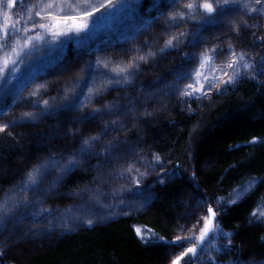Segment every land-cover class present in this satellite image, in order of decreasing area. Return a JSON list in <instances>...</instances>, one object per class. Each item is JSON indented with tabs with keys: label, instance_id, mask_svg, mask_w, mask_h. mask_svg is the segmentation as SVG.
<instances>
[{
	"label": "trees",
	"instance_id": "obj_1",
	"mask_svg": "<svg viewBox=\"0 0 264 264\" xmlns=\"http://www.w3.org/2000/svg\"><path fill=\"white\" fill-rule=\"evenodd\" d=\"M185 2L187 0H180L181 4ZM249 2L261 7L255 0ZM149 6L150 0H144L140 12L144 13ZM155 15V12L151 14ZM145 18L151 17L146 14ZM166 20L167 14L154 21L147 30L135 33L134 38L131 29L123 34L101 32L89 46L93 50L91 56L75 47V38L66 41L63 60L54 55L32 65V78L37 83H44L46 77L47 91L41 90L39 97H30L35 85L28 83L16 104L12 105L9 97L6 103L11 105L10 111L0 115V124H9L4 132H0V199L20 183L24 173L37 161L51 153L71 154L83 137L97 134L103 122L116 119L105 115L103 120L82 122L94 108L109 102L123 107L130 97H135V115L122 117L120 129L103 137L96 149L102 148L103 143L115 135L139 154L133 159L143 157L151 161L153 154H158L164 169L158 179L150 180L149 176L142 179L139 185L142 195L124 191L120 197L124 204L110 196L106 200L102 198V201L119 204V207H98L102 209L104 219L88 231L73 229L78 221L69 224L51 217L48 218L53 225L51 231L49 228H32L30 231V217L19 225L15 224L14 217L0 235V264H172L184 249L166 242L174 241L185 231L181 221L191 207L189 200L192 198L199 201L201 209H206L208 204L214 205L219 226L232 233L230 250L210 251L208 246L203 252L206 261L212 255L215 264H232L237 259L240 264L264 263V217L259 215L264 212V76H255V79L243 76L227 85L225 90L210 91L200 99L182 97L179 90L189 81H176L178 73L194 66L184 64L185 53L199 54L214 46L218 49L214 67L228 59L229 45L237 53H245L246 59L252 58L254 63H259L264 57V13L234 12L218 25H206L199 36H195L198 25L194 22L167 30ZM232 23L238 29H233ZM181 32L188 33L185 43L161 54L159 49L164 46V41ZM193 38L197 44L187 46ZM146 42L150 49L144 47ZM137 48L141 49L139 54L151 50L157 55L147 63H140L132 87L111 90L87 103L82 110H60L67 103L62 99L63 89L71 87L84 75L81 69L85 67V61L98 56L110 59L111 66H115L121 60L127 63ZM173 85L175 87H169ZM74 95L70 92L69 99ZM36 100H49L53 113L41 116L42 103L40 107H33L30 102ZM25 111L36 113L37 120L20 122V115ZM145 111L151 115H145ZM13 120L17 123L12 124ZM124 163L119 161L120 165ZM98 165H103V157L88 158L65 178L59 190L46 200L45 206L62 210L82 202L90 204L86 196L82 199L71 194L99 185ZM160 165L148 164L154 169ZM115 169L113 163L104 166L102 171L107 176ZM143 172L147 173V168ZM54 176L55 173L50 174L48 180ZM48 180L44 183L45 188ZM252 180L256 181L255 185L236 203H230L234 193L242 191ZM100 186L105 193L107 189L111 193L113 188L130 185L127 177L112 179L109 176ZM201 209L199 213L204 211ZM254 210L257 212L255 217L251 215ZM64 223L70 231L65 229ZM44 226L48 224L37 227ZM137 228L141 229L144 240L137 236ZM54 232L63 235L42 247L40 238L46 239ZM216 244L222 248L226 246V243ZM186 259L182 258L179 264H185ZM192 264H197L196 260Z\"/></svg>",
	"mask_w": 264,
	"mask_h": 264
},
{
	"label": "snow or ice",
	"instance_id": "obj_2",
	"mask_svg": "<svg viewBox=\"0 0 264 264\" xmlns=\"http://www.w3.org/2000/svg\"><path fill=\"white\" fill-rule=\"evenodd\" d=\"M143 2L144 0H115V2L114 0H102V2L101 0H35L34 3H22V0H0V115H6L10 111L11 105L6 103L9 97H11V104H16L17 98L22 95L28 83L35 85L29 93L30 97H39L42 95L41 90L47 91L46 77L44 83H37L36 79L32 78V65L36 60H43L45 56L55 55L58 60H63L65 42L73 38H75V47L78 50L83 49L85 54L91 56L93 50L89 46L99 33L123 34L131 29L134 38L135 33L147 30L154 21L160 20L165 14H167V30L194 22L198 25L195 36H199L206 25H218L234 12L244 11L245 15L264 13V0H255L256 5H261L259 8L249 0H187L183 4L180 0H150V6L144 10V13H141L140 6ZM161 5L164 7L162 8ZM153 12L156 13L155 16H151ZM146 14L151 18L146 19ZM231 27L238 29L235 23H232ZM187 35L188 33L184 32L170 35L159 52L164 54L178 49L185 43ZM103 42L107 43V41ZM197 42L193 38L188 41L187 46H195ZM144 47L150 49L151 46L146 42ZM226 51L230 53V58L219 67H214L218 52L215 46L199 54L185 53L182 57L184 64L194 66L186 68L176 76L177 83L182 80L189 81L184 89L179 90L180 95L192 99L206 97L212 87L219 82L220 76L227 77L223 81L227 86L242 78L241 69H243L244 76L249 75L254 69V63L246 59L245 53H237L231 45ZM38 52L42 55L37 56ZM139 53L141 49L137 48L127 63L121 60L115 66H111L110 59H101L98 56L94 60L85 61V67L81 69L84 75L77 79L71 87L63 89L62 99L67 103L62 105L60 110H82L87 103H91L111 90H127L132 87L136 73L140 70V63H147L157 55L151 50L143 54ZM255 71L258 75H264V57L261 58L259 68ZM251 78L256 77L252 75ZM77 89L79 91H76ZM70 92L75 93L71 99H69ZM30 102L33 107H40L42 103L41 116L53 113L49 100ZM134 105L135 97H130L128 104L123 107L115 102H109L104 103L102 107L94 108L82 118V122L103 120L105 115L116 117V119L103 122L97 134L83 137L71 154L51 153L33 164L24 173L20 183L14 185L4 198L0 199V235L6 230L7 223L14 217L16 225L30 217L32 221L30 231L43 223H47L51 231L53 225L49 217L62 222L71 218L74 209L79 208V205L69 206L61 211L46 207L45 202L52 193L59 190L65 178L80 168L82 163L90 157H103V165L97 166L99 185L95 189H80L71 196L82 199L86 196L94 206L113 208L119 207V204L102 202V198L106 200L110 196L111 199L117 200L124 191L132 192L136 196L142 195L139 185L147 173L141 172L140 167H146L148 164L155 167L162 164L160 156L153 154L151 161H146L143 157L133 159L139 154L115 135L104 142L102 148L96 149V145L103 137L114 134L120 129L122 117L135 115ZM144 114L151 115L147 111ZM37 118L36 113L25 111L21 113L19 121L30 123L35 122ZM11 123L15 124L17 121L13 120ZM8 127L9 124H0V132H4ZM121 160L125 162L123 165L119 164ZM113 163L116 164V169L107 176L104 175L103 167ZM52 173H55V176L48 180ZM109 176L112 179L127 177L130 186L113 188L111 193H105L100 185L105 184ZM46 180H48L47 188L44 187ZM160 182L163 183V180L161 179ZM255 183V180L250 181L229 202L236 203ZM120 204H124L123 199H120ZM21 209L24 211L21 212ZM58 212L59 215H57ZM251 215L255 217L257 212L254 210ZM259 215L264 217V212H260ZM217 216V211L211 204H208L205 214L199 218L197 225H193V230H191L194 232L193 235L177 236L174 241L166 242L184 249L179 256L173 259L172 264H179V261L185 257L187 258L185 264H192L193 260L200 258V253L204 252L207 246H211L217 252L230 250L232 233H225L219 227ZM86 223L91 226L94 221L89 219ZM64 227L66 230H71L67 223H64ZM135 231L141 240L145 239L141 235V229L137 228ZM221 239H226L228 245L222 248L215 243ZM185 243L189 246L185 247ZM209 264H215V257H209ZM232 264H240L239 259L233 261ZM249 264H254V262H249Z\"/></svg>",
	"mask_w": 264,
	"mask_h": 264
},
{
	"label": "rangeland",
	"instance_id": "obj_3",
	"mask_svg": "<svg viewBox=\"0 0 264 264\" xmlns=\"http://www.w3.org/2000/svg\"><path fill=\"white\" fill-rule=\"evenodd\" d=\"M34 2H35V0H22V3H34ZM114 2H115V0H114ZM17 10H19V9H17ZM36 55L37 56H40V55H42V53L38 52V53H36ZM53 56H45L43 60H36L33 64H35V63H37L39 61L47 60V59H49V58H51ZM229 58H230V56L228 57V59ZM247 60H249L250 62H253L252 58L251 59H247ZM256 68H259V63H254V69L252 71H250L249 75H247V76H252V75L260 76V77L261 76H264V75H258V74H256V71H255ZM229 71H231V70H229ZM241 75H242V77L244 76L243 69H241ZM225 78L227 79L226 76L225 77L224 76H220L219 82L216 83L212 87V90L211 91H215V90H217V91L218 90L223 91V90H225L226 86L223 83V81L226 80ZM146 168H147V176H149V178L151 177L150 180H152V179L154 180V179H158L159 177L162 176L161 175L162 173H160V172L164 169V166H161L160 165V168L154 169L152 166H148L147 165ZM146 168L142 167V168H140V171L143 172V171L146 170ZM237 192H240V191H237ZM237 192L234 193L233 197H235V195H236ZM106 193H109L108 189L106 190ZM263 194H264V190H263ZM102 202H105L106 203V201H102ZM91 203L90 204L89 203L87 204L86 202L80 203L79 204L80 207L74 209V212L72 214V217L66 220V221H68L69 224H70L71 221L72 222L78 221L77 222V225H74V228L73 229H77V231H88V230L94 229V227H96L95 225H96V223L98 221H103V219H104V215L103 214L104 213H103L102 209L98 208V206H94L93 203L92 204ZM189 205L191 206L189 208V210H188L189 212L188 211L185 212V215H184V217L182 218V221H181V223H182V225L184 227V230H185L181 234V236H191V235H193L194 232L191 231V230H193V225H197V222H198L199 218L201 216H203L205 214V211H206L205 208H202L201 209V207L199 206V201H197L195 198H192V199L189 200ZM212 207L214 208V210L217 211V209H216V207L214 205ZM199 209L204 210V211H202L201 213H199L198 212ZM62 210H64V209H62ZM57 215H59V212L57 213ZM89 219H91V220L94 221V223L91 226H89L86 223V221L89 220ZM198 227H199V225H198ZM40 228H43L42 230H47L48 229V226L36 227V229H38V230H41ZM222 230L225 233H228L226 230H224V229H222ZM142 234L143 233L141 231V235ZM196 234L198 235V233H196ZM62 235H63L62 232H56V233L54 232L52 235L48 236V238H46V239L45 238L44 239H41L40 238L39 241L43 244L42 245V247H43V246H45V244H47V242H51V241H53V240L61 237ZM215 242L218 243V244H220V243L221 244L226 243L225 245L228 244V241L226 239L217 240ZM184 246L185 247H188L189 245L187 243H185ZM207 250H208V248H207ZM209 250L212 251V250H214V248H212L211 246H209ZM209 257L210 256L207 257V261H209ZM211 257H212V255H211ZM207 261L203 258V252H201L200 253V258L198 260H196V263L197 264H206Z\"/></svg>",
	"mask_w": 264,
	"mask_h": 264
}]
</instances>
